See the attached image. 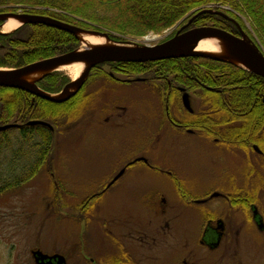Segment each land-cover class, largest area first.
I'll list each match as a JSON object with an SVG mask.
<instances>
[{"label": "rangeland", "instance_id": "rangeland-1", "mask_svg": "<svg viewBox=\"0 0 264 264\" xmlns=\"http://www.w3.org/2000/svg\"><path fill=\"white\" fill-rule=\"evenodd\" d=\"M205 8L231 12L224 4ZM10 12L23 13V10ZM231 14L248 33L252 32L251 22L245 16ZM6 21L0 20V31ZM183 22L161 31L112 39L155 44L171 36ZM149 36L156 39L147 40ZM106 70L112 72L109 67ZM60 71L73 79L67 69ZM113 73L122 79L127 77ZM94 80L86 81L85 94L89 101L80 116L73 121L63 116L53 126V151L38 174L0 196V264H36L32 251L37 249L50 255L64 254L68 264H108L125 246L141 249L139 246L147 243L140 241L145 232L149 240L157 237V242L144 247L159 259L157 263L149 259L150 262L145 260L142 264H178L177 247L194 227L184 221L169 226L156 218L152 224L148 222L144 201L161 186L156 179L160 175L151 172V167L137 161L128 167L126 184L109 189L100 199L93 195L108 183L115 171L140 155L146 156L156 170H203L218 168L212 161L214 151L188 137L174 142L171 132L158 139L163 126L160 113L163 102L158 93L144 84L128 86L123 82L109 83L105 78L102 83ZM118 105L127 107L119 119L115 110ZM17 132L11 130L5 135L15 141ZM5 146L4 134H0V150ZM14 147H19L16 141ZM2 153L6 154L4 157L9 155L6 150ZM0 158L3 161V155ZM219 159L227 161L229 169L238 166L237 159L240 164L242 161L241 157L228 159L225 153ZM8 171L11 166L4 164L0 174ZM91 198L93 209L88 213L82 211ZM132 214L142 219L131 222ZM112 227L114 234L110 233Z\"/></svg>", "mask_w": 264, "mask_h": 264}, {"label": "trees", "instance_id": "trees-1", "mask_svg": "<svg viewBox=\"0 0 264 264\" xmlns=\"http://www.w3.org/2000/svg\"><path fill=\"white\" fill-rule=\"evenodd\" d=\"M211 4L228 5L237 16L239 13L245 16L252 26L249 35L264 52V0H0V12L27 10L85 29L107 31L112 38L122 40L127 35L161 31L183 21V24L188 23L196 13ZM231 12L226 13L233 16ZM224 24L233 26L217 14L202 13L189 27ZM233 29L236 28L233 26ZM80 44L76 35L69 31L40 23L24 24L12 32L0 33V67H23L73 51ZM106 67L127 77L169 76L174 83L191 90L197 89L199 83L195 80H198L204 86L200 96L213 108L211 113L202 112L198 121L212 124L214 136L231 145L254 139L264 147V77L232 63L190 56L148 62L101 63L92 69L87 83L93 79L110 80ZM70 81L64 71L57 70L38 81V85L47 92L59 93ZM87 83L75 96L62 103L35 97L22 89L0 87V125L24 123L20 129L0 131L6 139L2 150L9 152L4 157L6 154L0 150L3 155L0 170L4 164L11 166L8 174H0V196L36 176L53 151L54 130L26 123L40 119L56 127L63 116L75 120L88 106ZM207 86L214 89H207ZM172 89L168 88L166 94ZM11 130L19 131L15 140L19 147L16 149L12 136L5 135ZM17 159L23 160L17 162ZM92 202L93 198L89 204L83 205L82 211H91Z\"/></svg>", "mask_w": 264, "mask_h": 264}, {"label": "flooded vegetation", "instance_id": "flooded-vegetation-1", "mask_svg": "<svg viewBox=\"0 0 264 264\" xmlns=\"http://www.w3.org/2000/svg\"><path fill=\"white\" fill-rule=\"evenodd\" d=\"M23 13L32 12L23 10ZM224 13L227 16L215 14L224 17L236 29L227 24H224L225 27L210 26L238 36L242 31L249 35L238 19ZM185 24L164 40L174 36ZM111 73L113 72L109 74V83L123 82L128 86L144 84L148 90L158 93L163 102L160 112L163 126L159 129L158 139L171 132L174 142L179 143L181 139L188 137L197 140L201 145L210 146V150L214 151L212 161L218 168L203 170L157 168L156 170L146 156L140 155L115 171L108 183L94 193V198L100 199L109 189L126 184V179L129 178L128 167L137 161H143L147 167H151V172L160 175L156 176V179L161 184L157 191L149 194L144 201L148 222L152 224L156 218L169 226L171 223L177 225L178 222L184 221L194 227L183 240V244L177 247L178 264H264V147L254 139L237 141L235 145H231L230 142L214 136L212 124L198 121V116L202 112L211 113L213 109L200 96L204 86L198 80H195L199 83L197 89L191 90L189 87L174 83L169 76L163 78L138 76L122 79ZM98 80L103 82L102 78ZM168 88L173 89L166 94ZM206 88L214 89L208 86ZM184 93L189 94L190 108L184 103ZM126 109L124 105L115 107L117 116L119 115L118 119ZM18 124L20 126L14 128L24 127V123ZM224 153L232 160L241 157V164L237 159L236 165L242 166L229 169L227 161L219 159ZM131 217V222L142 219L133 214ZM110 233L114 234L113 227ZM147 236L145 232L144 239H140L147 242L139 246L142 250H132L125 246L120 255L110 258L107 263L142 264L145 260L150 262L149 259L157 263L158 256L149 254V248L145 250L146 246L157 242V237L149 240ZM65 257L67 259V256Z\"/></svg>", "mask_w": 264, "mask_h": 264}, {"label": "water", "instance_id": "water-1", "mask_svg": "<svg viewBox=\"0 0 264 264\" xmlns=\"http://www.w3.org/2000/svg\"><path fill=\"white\" fill-rule=\"evenodd\" d=\"M202 13H218L227 16L223 11L205 8L196 13L174 36L156 44L141 42H119L112 39L107 31L85 29L67 23L54 17L35 13L1 12L0 20L15 17L24 24H46L52 27L69 31L76 35L81 47L68 53L35 61L19 68H0V87L17 88L47 99L62 103L75 96L85 85L92 69L105 62H148L170 58L199 56L213 60L224 61L238 65L250 72L264 77V52L257 43L245 32L235 35L224 29L202 25L191 27L192 21ZM18 27V28H19ZM17 29V28H16ZM0 33H6L0 31ZM91 34L107 39L109 43L95 46H83L81 34ZM207 38H215L222 42L223 53H211L197 49L199 43ZM83 46V47H82ZM85 63L79 77L73 78L59 93H50L43 90L38 81L46 75L60 70L71 63ZM33 75H40L33 79ZM111 75H114L111 73ZM185 105L190 108L189 94L184 93ZM28 125H44L53 129V125L45 120H30ZM20 126L18 123L0 125V131ZM36 264H68L63 254H46L40 249L32 251Z\"/></svg>", "mask_w": 264, "mask_h": 264}, {"label": "bare ground", "instance_id": "bare-ground-1", "mask_svg": "<svg viewBox=\"0 0 264 264\" xmlns=\"http://www.w3.org/2000/svg\"><path fill=\"white\" fill-rule=\"evenodd\" d=\"M20 25H21V21L19 19L15 17H10L6 21L2 29L4 32H12ZM80 37L82 39L83 46H95V45L109 43L107 39L101 36L83 33L80 35ZM154 39H156L155 36L147 37V40H154ZM197 49L211 53H217V54L223 53L222 42L215 38H207L202 40L197 46ZM84 67H85V63L77 62L63 66L60 69H67L69 73L73 76V78H77L82 73ZM35 77H38V75H33L31 79Z\"/></svg>", "mask_w": 264, "mask_h": 264}]
</instances>
